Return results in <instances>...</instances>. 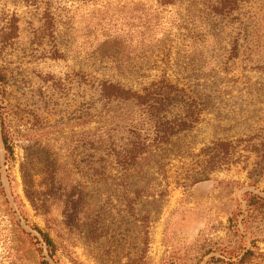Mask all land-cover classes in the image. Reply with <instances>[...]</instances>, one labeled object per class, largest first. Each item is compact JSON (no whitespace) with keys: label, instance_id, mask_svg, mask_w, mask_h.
Listing matches in <instances>:
<instances>
[{"label":"rangeland","instance_id":"obj_1","mask_svg":"<svg viewBox=\"0 0 264 264\" xmlns=\"http://www.w3.org/2000/svg\"><path fill=\"white\" fill-rule=\"evenodd\" d=\"M0 70V264H264V0H0Z\"/></svg>","mask_w":264,"mask_h":264},{"label":"trees","instance_id":"obj_2","mask_svg":"<svg viewBox=\"0 0 264 264\" xmlns=\"http://www.w3.org/2000/svg\"><path fill=\"white\" fill-rule=\"evenodd\" d=\"M13 22L11 23V26L8 28L9 31L7 34L4 35L3 41L6 43L10 41L13 37H15L17 33V26H16V21L17 18L12 20ZM5 77L0 70V82L1 84L4 83ZM167 86V85H166ZM171 89H174L173 87L169 86ZM101 92L103 96L107 98H123V99H129L133 98L135 102L138 105H143L144 108L148 110L151 115H154L157 118V121L154 124V142L159 143V142H164L166 141L171 135L177 134L187 128H189L193 122L195 121V116L192 114L190 111H186V113L183 116H175L173 118H166L162 113L165 110L163 107L166 105L165 99L167 97L161 96L157 102H152L150 98L151 94L148 90H144V94H138L136 92H132L130 90L123 89L121 86L117 84H112L109 82H103L101 84ZM175 91H178L174 89ZM179 92V91H178ZM167 95V94H166ZM178 97L181 98V100L187 104L182 98L181 95H178ZM170 100V98H169ZM0 125L2 127V120H0ZM1 138L2 142L5 144L7 137L5 136L4 130L1 131ZM229 146L228 143H218L215 144V148H223L225 152H227V147ZM126 152H128V155L131 159H135V157L139 154L140 152V147L139 143L135 142L134 147L132 149L125 148L124 149ZM259 151V150H258ZM223 162V160H221ZM263 161V159H262ZM249 205L252 207V215L264 212V199L257 196V195H252L249 198ZM39 236L41 238V242L44 245V249L47 251L49 256L53 255L55 253V244L54 241L51 239L48 233L42 232L38 228H35ZM250 252L246 254V256L243 258L241 263L245 262L247 259V256ZM262 259L264 261V254L262 255ZM39 264H49V262L45 259L44 256H41Z\"/></svg>","mask_w":264,"mask_h":264}]
</instances>
